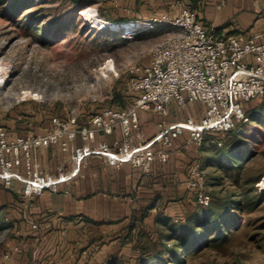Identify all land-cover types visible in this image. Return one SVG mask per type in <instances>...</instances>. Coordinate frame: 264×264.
I'll use <instances>...</instances> for the list:
<instances>
[{
  "label": "rangeland",
  "instance_id": "rangeland-1",
  "mask_svg": "<svg viewBox=\"0 0 264 264\" xmlns=\"http://www.w3.org/2000/svg\"><path fill=\"white\" fill-rule=\"evenodd\" d=\"M13 1L0 4V125L9 129L21 127L25 132L47 126L53 115L89 120L107 107H119L118 95L122 92L128 105L132 100L126 90L130 69L135 63L147 62L151 47L174 29L166 19L178 15L186 4L185 0H29L21 8L18 7L22 4L6 11ZM120 17L127 21L113 20ZM147 19L153 21L140 27L134 23ZM109 62L113 68L108 67ZM258 102L255 99L244 107ZM171 117L185 119L183 109ZM236 135L239 142L232 154L238 159L244 155L239 172L228 169L231 156L215 146L213 136L205 138L200 146L181 149L182 155L171 154L164 164L172 160L182 161L184 166L199 162L206 171L205 191L216 195L231 191L234 183L242 185L249 176L257 179L254 189L264 199V193L256 186L264 175V115L258 114L255 120L246 122ZM150 188L153 190L138 193L140 202L136 203L134 216L124 222L123 231H93L90 251L106 254L104 264H119L114 259L106 262L115 253L128 251L123 232L130 223L156 233L163 245L161 232L188 231L178 218L204 209L194 208V192L177 188V184L171 186L175 194L168 196L173 198L162 197L161 201L156 197L163 196L165 188ZM9 197L12 194L1 186L0 248L11 231H16L14 215L21 208L17 194L13 195L17 203L8 201ZM153 207L155 211H148ZM28 216L24 215L26 221ZM241 225L242 233L231 244L229 241L218 249L191 254L185 264H246L263 258L264 200L244 214ZM165 243L166 250L159 260L172 255L167 250L172 247L171 242Z\"/></svg>",
  "mask_w": 264,
  "mask_h": 264
},
{
  "label": "built area",
  "instance_id": "built-area-1",
  "mask_svg": "<svg viewBox=\"0 0 264 264\" xmlns=\"http://www.w3.org/2000/svg\"><path fill=\"white\" fill-rule=\"evenodd\" d=\"M223 5L224 0H220L218 7ZM150 21L153 20L134 23L140 27ZM166 22L174 29L151 47L146 63H135L130 69L126 90L132 100L125 107L112 106L99 111L89 119L90 125H81L75 116L53 115L50 128L42 134L11 136L0 125V187L10 188L17 182L27 197L57 193L59 185L72 180L83 159L90 155L104 157L109 166L128 163L148 172L154 161H168L174 141L185 134L187 144L200 146L205 138L213 136L215 146L221 147L225 134L238 121H247L244 104L264 94V32H255L245 40L217 35L188 6ZM172 103L178 111L190 103H201L204 114L198 121L187 117L168 122ZM140 110L153 111L161 117L157 132L146 141L140 140L143 137ZM115 130L120 131L121 138L112 145L100 143L96 148L87 145L96 133L111 135ZM78 134L85 144L71 148L75 167L70 172H64L62 167L57 168V175L39 170L33 161L37 149L52 144L66 148ZM205 179V169L199 162H193L186 187L203 207L211 201V195L205 191ZM263 181L264 175L256 185L262 194ZM27 221L32 230H38L35 221ZM17 249L14 247L5 258Z\"/></svg>",
  "mask_w": 264,
  "mask_h": 264
},
{
  "label": "crops",
  "instance_id": "crops-1",
  "mask_svg": "<svg viewBox=\"0 0 264 264\" xmlns=\"http://www.w3.org/2000/svg\"><path fill=\"white\" fill-rule=\"evenodd\" d=\"M185 1V6L195 11L197 19L206 27L214 28L217 35H233L245 40L255 32H264V0H224L221 7H218L220 0ZM262 43L264 44V39ZM169 109L167 121H178L171 117L178 111L175 103ZM183 112L185 118L198 121L204 114V106L201 103H190ZM138 117L143 134L140 140L146 141L157 132L161 117L153 111L143 110L138 111ZM79 123L90 125L89 120L80 119ZM6 128L11 136L42 134L50 128V122L45 127L36 128L34 132L21 131V127ZM186 136L185 134L174 141L170 149V152L175 150L170 153L172 157L182 155L181 149L194 145L186 143ZM120 138L119 130L111 135L98 132L87 145L90 148H96L100 143L112 145L113 141ZM83 144L85 143L78 134L66 148L59 144L40 147L33 153V161L45 174L57 175L59 167L64 172H70L75 167L71 160V148L81 147ZM190 164L184 166L179 160L164 164L156 160L148 172H143L128 163L109 166L104 157L90 155L83 159L79 172L72 180L59 185L57 193L45 192L43 195L27 197L22 194V185L14 182L7 188L12 194L8 201L16 202L13 195L17 194L21 208L14 215L17 220L13 224L16 231H11L8 240L0 248V264H104L106 254L102 255L99 250V253L90 251L93 245H89V239L93 231H123L121 229L124 222L135 214L140 190H153L150 188L153 186L165 188L163 196L156 197L157 201H161L162 197V200L173 198L168 196L175 194L172 191L175 188H171L174 184H177V188L187 189ZM145 184L146 187H141ZM184 193L185 190L182 192L185 196ZM151 210L156 209L153 207L148 211ZM26 214L29 215L28 220L37 223L38 230H32L24 217ZM14 247H18L17 251L5 258L4 255ZM246 264H264V257Z\"/></svg>",
  "mask_w": 264,
  "mask_h": 264
},
{
  "label": "trees",
  "instance_id": "trees-1",
  "mask_svg": "<svg viewBox=\"0 0 264 264\" xmlns=\"http://www.w3.org/2000/svg\"><path fill=\"white\" fill-rule=\"evenodd\" d=\"M30 2L29 0H14L8 5L6 11L13 10L22 4L18 7L21 8ZM6 3L7 0H0V4ZM113 20L118 22L127 21L124 17L114 18ZM120 94L118 95L121 100L119 107H125L127 105L124 101L126 95L124 92ZM255 99H259L256 105L243 108L247 121H238L235 128L225 134L222 139V146H216L222 153L231 156L228 160L231 164L228 169L236 172L242 169L244 160V155L238 159L232 154L233 148L239 142L236 133L242 130L246 122L255 120L258 114L264 115V94ZM253 100L246 102L244 105L247 106ZM256 180L249 179L248 176V178H244L242 185L234 183L232 190L225 192L223 195H216L215 192H212L209 205L204 206L201 213L193 211L186 214V217L178 218L188 227V231L160 233V238H165L163 239V245H160L161 240H158L156 233H150L146 229L137 228L136 225L130 223L123 232V241L128 244V251L124 254L115 253L112 256L113 258L111 257L106 263H110L114 259L119 264H185L186 258L191 254H198L210 248L218 249L221 244L229 241L231 244L235 237L242 233L240 230L244 214L260 205L264 200L263 197L261 198L262 195H257L258 193L254 189ZM193 198L195 200L194 208L200 206L196 201L195 194ZM145 215L146 213L142 217ZM165 241L171 242L172 247L167 248V250L172 251V255L168 259L159 260L166 250Z\"/></svg>",
  "mask_w": 264,
  "mask_h": 264
},
{
  "label": "bare ground",
  "instance_id": "bare-ground-1",
  "mask_svg": "<svg viewBox=\"0 0 264 264\" xmlns=\"http://www.w3.org/2000/svg\"><path fill=\"white\" fill-rule=\"evenodd\" d=\"M109 68H113V64L111 62H109V65H108ZM106 68V66H105ZM262 184H264V181L262 182Z\"/></svg>",
  "mask_w": 264,
  "mask_h": 264
},
{
  "label": "water",
  "instance_id": "water-1",
  "mask_svg": "<svg viewBox=\"0 0 264 264\" xmlns=\"http://www.w3.org/2000/svg\"><path fill=\"white\" fill-rule=\"evenodd\" d=\"M264 195V194H263Z\"/></svg>",
  "mask_w": 264,
  "mask_h": 264
}]
</instances>
